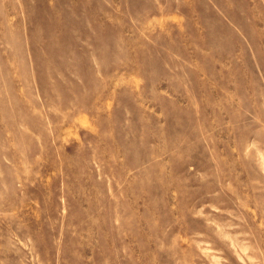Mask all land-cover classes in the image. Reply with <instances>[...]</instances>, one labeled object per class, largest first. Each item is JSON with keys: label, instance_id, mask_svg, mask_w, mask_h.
Returning <instances> with one entry per match:
<instances>
[{"label": "rangeland", "instance_id": "1", "mask_svg": "<svg viewBox=\"0 0 264 264\" xmlns=\"http://www.w3.org/2000/svg\"><path fill=\"white\" fill-rule=\"evenodd\" d=\"M0 264H264V0H0Z\"/></svg>", "mask_w": 264, "mask_h": 264}]
</instances>
